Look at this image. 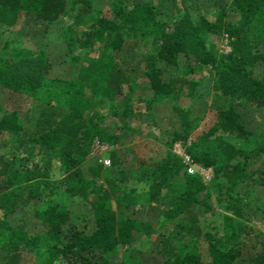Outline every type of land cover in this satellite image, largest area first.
Here are the masks:
<instances>
[{
	"label": "trees",
	"instance_id": "16d2710c",
	"mask_svg": "<svg viewBox=\"0 0 264 264\" xmlns=\"http://www.w3.org/2000/svg\"><path fill=\"white\" fill-rule=\"evenodd\" d=\"M168 7L170 19L161 17L160 10L147 0H111L106 9L93 7L92 0H0V25L11 26L28 16L47 23L66 18L61 32L69 60L81 59L77 75L49 76L51 61L43 49L19 47L15 53L0 55V86L23 92L41 105L29 133L37 154L0 153L3 264H54L57 260L64 264H143L140 249L133 245L143 231L135 217L120 216L118 210L126 204V192L144 185L141 190H148L150 197L159 196L165 179L156 178L154 166L123 169L113 150L110 165L95 161L85 170L93 139L114 144L123 129L121 125L110 131L98 110L89 116L86 113L92 108V96L126 97L120 112L126 122L130 112L142 111L138 102L187 94L185 88L194 85L190 74L199 64L211 68L213 91L226 96L227 103L207 108L201 127L175 129L173 139L191 136L186 151L197 163L210 166L213 177L206 181L181 170L184 163L171 152L158 163L162 176L170 172L183 180L166 202V217L172 219L194 206L201 208L197 215L176 221L174 234L159 233L155 252L165 264H232L241 255L250 264H264V231L248 223L240 230L232 222L250 215L252 203L238 185L255 174L251 162L264 153V127L258 132L246 128L236 109L239 103L264 106V50L258 49L264 47V0H230L213 18L200 15L197 20L188 0H170ZM211 33L227 34L230 51L218 55L207 42ZM141 44L149 45L142 72L154 97H137L133 102L128 97L132 82L116 53ZM93 46L99 52L88 63L76 50ZM180 55L186 63L179 75L168 74L155 64L156 59L174 64ZM255 62L262 64L260 75L254 74ZM23 130L18 112L0 103V146L9 144L4 135L11 133L16 144L10 147L18 148ZM245 142L253 145L245 146ZM55 167L57 175H53ZM112 172H118L121 180L127 177L126 189H118L119 178L111 177ZM258 179L264 182V171L259 170ZM213 194L227 212L221 227L205 223L216 209ZM72 198L88 204L89 216L80 221L72 218ZM29 203L32 214L46 226L43 233L31 234L8 221V215ZM182 233L190 236L184 239Z\"/></svg>",
	"mask_w": 264,
	"mask_h": 264
},
{
	"label": "rangeland",
	"instance_id": "374dc122",
	"mask_svg": "<svg viewBox=\"0 0 264 264\" xmlns=\"http://www.w3.org/2000/svg\"><path fill=\"white\" fill-rule=\"evenodd\" d=\"M111 0H92L93 7L106 9ZM151 1L158 10L161 17L170 19L169 4L170 0H147ZM230 0H188V3L194 6L191 9L193 19L197 20L200 15H206L210 18L216 16L220 11L225 9V6ZM66 18L60 17L53 22H45L40 18L28 16L17 24L11 26L0 25V55L15 53L19 47L43 49L51 61V65L47 70L49 76L60 75L70 76L79 73L81 59L70 62V53L67 47L66 40L61 32V27L65 24ZM229 37L224 33H211L207 37V42L217 50L218 55L230 51L227 46ZM149 49L148 44H141L135 49L127 52L120 50L116 53V57L120 66L125 73L130 77L132 82V91L128 94L129 100L136 101L137 97L151 98L153 90L149 81L142 72V64L144 55ZM259 50H264L263 46L258 47ZM76 51L82 59L88 63L93 61L99 52L98 46H93L89 49L80 47ZM186 60L183 55H180L178 62L169 63L162 59H156L155 64L164 69L168 74L173 76L181 74L185 67ZM253 71L255 75H260L262 72V64L255 62ZM194 81L193 87L187 90V94H181L177 98H162L154 97V101L138 102L141 105L140 112H130L128 120H123V115L120 114L124 107V98H105L99 99L98 96H92V108L87 111L86 116H89L94 110H98L104 114V124L110 131H117L119 126H123L122 136L119 141L114 144L108 143L107 147L90 149L83 168L87 170V166L95 161L99 162V157L109 156L113 150L119 157L120 164L123 169H132L138 165L154 166L155 176L157 179L164 177L165 184L159 196L152 198L149 191L145 189V185L135 192H126L124 204L125 206L118 210L120 216H132L136 218V224L142 229L141 237L133 241V245L140 249L143 264H165L164 261L156 254L155 245L157 235L159 233H175L177 228L175 222L191 218L200 212V206H194L181 215L168 219L165 215V207L168 199L173 195L175 188L182 184V177L172 175L167 172L162 176L158 163L164 161V156L167 152L177 155L182 162L180 150L185 149L189 144L190 137L173 139L174 130L185 129L187 125H203L207 108L227 103L226 96H218L213 91V71L206 64H199L195 67L194 73L190 74ZM190 91V92H189ZM0 103L8 109L16 110L24 123V130L21 131V145L18 148H11L12 144H16L15 136L11 133H6L4 137L7 140V145L0 146V153L6 156L11 154H21L37 151V144L29 138V133L34 127L35 119L40 111L41 105L31 96L17 92L12 89L0 86ZM179 107V110L175 108ZM114 107V108H111ZM112 109V110H111ZM239 118L244 126L252 131L258 132L264 127V106H256L249 104H237ZM116 110V113H113ZM191 127V126H190ZM9 137V140L7 139ZM231 141H236L235 138L227 137ZM106 142V141H105ZM107 143V142H106ZM243 145L251 146L253 144L245 142ZM37 154V153H36ZM155 163H157L155 165ZM183 163V162H182ZM105 165V164H104ZM110 165V164H107ZM118 167V166H117ZM116 167V168H117ZM206 167V166H204ZM206 168H211L207 166ZM186 169L185 165L181 170ZM255 174L250 178L243 180L238 185V189L252 203L250 215L247 218L235 217L232 220L234 226L238 229H243V223L251 224L252 226L264 231V182L258 179V172L264 171V153L256 156L250 166ZM53 175H57L58 169H53ZM188 172V170L186 169ZM87 172V171H86ZM200 175L206 181H211L213 177L212 168L206 176ZM111 177H118V172H112ZM128 185L127 177L123 180H117L118 189H126ZM151 188V185H149ZM212 200L216 205L215 211L207 215L205 223L209 226L217 224L221 227V220L227 213L222 207V203L217 200V196L213 194ZM73 219L80 221L81 217L89 216L88 204L80 198H72L69 204ZM8 221L12 225H19L26 229L31 234L43 233L46 226L40 222L31 212V204L19 207L13 213L8 215ZM183 238L187 239L190 234L182 233ZM246 239V238H244ZM246 241V240H245ZM248 249L251 242L246 243ZM245 252V251H244ZM4 262V254L0 250V264ZM54 264H64L57 260ZM232 264H250L241 255L236 258Z\"/></svg>",
	"mask_w": 264,
	"mask_h": 264
},
{
	"label": "built area",
	"instance_id": "2783aa9c",
	"mask_svg": "<svg viewBox=\"0 0 264 264\" xmlns=\"http://www.w3.org/2000/svg\"><path fill=\"white\" fill-rule=\"evenodd\" d=\"M227 46L228 48H230L229 41L227 42ZM107 146H108V143L99 139L98 137H95L91 143L90 149L98 148L101 151L102 148L107 147ZM179 154L181 155L182 162L184 163L189 173H199L202 176H206L208 171H210L211 168H206L203 165L194 161L191 155L185 149L183 150L181 149ZM99 161L105 165L110 164L109 156H102V153H101V156L99 157Z\"/></svg>",
	"mask_w": 264,
	"mask_h": 264
}]
</instances>
